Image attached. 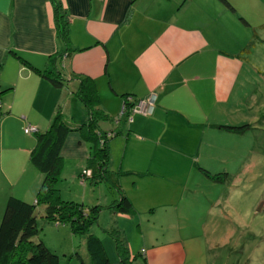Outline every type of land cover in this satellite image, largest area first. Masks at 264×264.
<instances>
[{"label": "crops", "instance_id": "obj_1", "mask_svg": "<svg viewBox=\"0 0 264 264\" xmlns=\"http://www.w3.org/2000/svg\"><path fill=\"white\" fill-rule=\"evenodd\" d=\"M54 1L68 20V44L56 28ZM232 2L252 22L264 19V0ZM254 42L237 12L218 0H0V110L5 113L0 118V212L10 195L33 201L42 181L29 159L35 135L25 134V128L45 132L58 109L71 124L87 120L71 84L55 87L18 58L44 71L50 57L69 48L66 73L94 79L98 106L111 121L103 127L121 130L110 141L108 167L134 210L124 214L104 208L98 223L106 226L104 216L111 217L112 229L120 230L128 243L130 264L140 257L142 264H185L194 243L206 246V241L196 242L201 236L183 238L191 221H202L192 214L206 210L193 212L190 199L196 191L188 189L199 180L215 183L209 185L217 191L220 183L202 170L213 175L226 166L233 173H227L225 184L236 171L237 182L245 179V167L252 164L245 144L250 134L237 140L218 125H232L222 119L239 106L236 88L246 80L250 85L247 72L264 71V47ZM125 93L144 102L155 96L152 113L136 112L127 119L122 115ZM61 155V195L67 187L82 188L81 200L73 195L67 200L107 206L115 199L104 183L80 181L91 154L78 132L68 135ZM178 216L186 226L172 241L140 233L142 241L136 243L138 229L169 224ZM102 239L110 260L118 257L114 241Z\"/></svg>", "mask_w": 264, "mask_h": 264}, {"label": "trees", "instance_id": "obj_2", "mask_svg": "<svg viewBox=\"0 0 264 264\" xmlns=\"http://www.w3.org/2000/svg\"><path fill=\"white\" fill-rule=\"evenodd\" d=\"M218 1L228 10L237 12L240 21L251 30L252 39L256 41L254 45L260 44L264 47V37L261 35L264 31V19L257 18L256 22H252L251 18L236 10L232 0ZM54 6L56 28L60 38L68 44L69 24L65 11L57 1H54ZM69 55L70 49L67 48L66 51L50 57L44 71L33 67L21 56H18L23 63L32 67L53 86L61 87L71 84V93L85 107L87 120L84 123L71 124L65 120L61 110L58 109L45 132L26 133L24 130L27 135H35V145L30 152L29 159L31 164L42 174V181L33 201H27L16 195H10L7 198L0 220V264H60L59 256L51 251L42 240H34L39 233L36 211L40 205L44 207L43 216L48 222H53L56 225H69L72 233L76 235L86 234L92 225L98 224L100 213L104 208L124 214H131L134 210L131 201L122 191L117 174L111 173L108 167L110 141L120 135L121 130L118 127L106 130L103 127L104 123L111 121L110 117L98 106L100 97L95 81L82 72L71 71L68 75L65 70V60ZM257 74H252L251 79L257 80ZM143 102L131 94H123L122 115H126L127 119H130L135 113L134 109ZM4 114L0 110V118ZM248 127L250 126L246 124L240 126L218 125V128L234 133H244ZM71 132H78L90 144L91 155L87 169H90L91 172L89 173L87 169L84 170L80 181L83 184L88 182L91 185L104 183L115 196V199L107 206L97 202L87 205L61 197L58 187L63 166L61 152L66 138ZM202 172L218 183H224L227 179V173L211 175L208 171L202 170ZM110 234L117 251V264H130L132 256L121 231L114 228L111 229ZM83 244V255L79 251L75 252L80 264H111L100 235L87 233Z\"/></svg>", "mask_w": 264, "mask_h": 264}, {"label": "rangeland", "instance_id": "obj_3", "mask_svg": "<svg viewBox=\"0 0 264 264\" xmlns=\"http://www.w3.org/2000/svg\"><path fill=\"white\" fill-rule=\"evenodd\" d=\"M258 70H252L247 74L252 76L254 73L257 74ZM257 75V80L251 79L249 86L248 83L246 84V80L241 88H236L241 92L239 106L234 105L228 116L222 119L224 122L235 126L245 124L250 126L244 133L250 134L246 138L245 144L247 155H250V159L252 158L248 163L251 164L252 162V164L245 167L243 173L245 179H240L237 182L236 171L234 173L236 176L229 175L230 180L227 183L218 184L217 191L209 185L215 183L211 181L201 183L199 180H197L199 184H195L197 186L188 189L190 192L196 191L193 199H190L191 206L194 207L193 212H201L200 207L206 210H203L201 214H192L194 218L199 217L202 221L201 223H198L196 219L191 221L193 224L190 228L186 227L183 238L201 236L196 242L206 241V246L197 247V244L194 243L192 253L189 254L185 264H264V71H260ZM245 86L250 87L251 90L247 88V92H245ZM231 135L240 138L237 140H241L243 133H236L235 135L232 132ZM235 137L234 140L232 138L230 140L235 141ZM243 146L244 143L240 149ZM216 163V165L224 164L220 161ZM252 165L254 167H251ZM225 167L218 172H223ZM212 173H217V171ZM225 173L232 174L233 172L225 170ZM233 178H235L233 180L234 186V182H231ZM225 187L227 188L224 192L226 194L223 193ZM231 192H233L232 195L228 197V193ZM63 194L61 195L62 199H67L72 195L80 200L83 197L82 188L72 190V188L67 187ZM89 199L88 197L85 198V200ZM225 209L232 211L225 214ZM3 211L4 208L0 212V220ZM36 213L39 233L34 240H42L51 251L59 256L60 264H80L75 252L79 251L83 255V242L87 233L96 232L101 238L106 240L109 238V242L112 240L110 232L115 223L108 215L104 216L107 219L106 226L101 227L99 224L101 221H99L98 224L91 226L86 234L76 235L72 233L69 225H56L53 222H48L43 216L44 207L42 205L37 207ZM182 221H185V218L178 216L169 224H162V226L161 223H150L149 230L137 228L136 243L142 241L139 237L140 233L158 235L172 241L174 237L180 235L179 229H184L186 226ZM150 222L153 221L150 220ZM135 239L132 236V240ZM112 242L111 246H113ZM117 260L118 257L114 258L113 256L110 260L111 264H117ZM141 262H143L142 257L138 258V261L135 260L134 264H142Z\"/></svg>", "mask_w": 264, "mask_h": 264}, {"label": "built area", "instance_id": "obj_4", "mask_svg": "<svg viewBox=\"0 0 264 264\" xmlns=\"http://www.w3.org/2000/svg\"><path fill=\"white\" fill-rule=\"evenodd\" d=\"M154 102H155V96L154 97L152 96L147 100V102H143L142 104H139L137 108L134 109V112L135 113L140 112L143 114H151L153 110ZM130 121H131V118H130ZM34 131H35V128L33 127H27L25 129L26 133H30Z\"/></svg>", "mask_w": 264, "mask_h": 264}]
</instances>
